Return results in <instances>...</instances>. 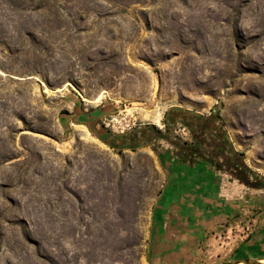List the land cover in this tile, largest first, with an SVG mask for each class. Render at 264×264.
<instances>
[{
	"label": "rangeland",
	"instance_id": "1",
	"mask_svg": "<svg viewBox=\"0 0 264 264\" xmlns=\"http://www.w3.org/2000/svg\"><path fill=\"white\" fill-rule=\"evenodd\" d=\"M172 110L219 113L264 177V0H0V213L20 205L55 264L169 263L154 213L171 155L127 136L182 140ZM121 180L141 201L124 231ZM5 233L0 263L19 264L20 230Z\"/></svg>",
	"mask_w": 264,
	"mask_h": 264
},
{
	"label": "crops",
	"instance_id": "2",
	"mask_svg": "<svg viewBox=\"0 0 264 264\" xmlns=\"http://www.w3.org/2000/svg\"><path fill=\"white\" fill-rule=\"evenodd\" d=\"M167 182L155 207V223L169 221L168 264H228L264 260L262 201L228 198L205 164L166 167ZM160 219H162L160 221ZM238 220L252 227L245 233Z\"/></svg>",
	"mask_w": 264,
	"mask_h": 264
},
{
	"label": "trees",
	"instance_id": "3",
	"mask_svg": "<svg viewBox=\"0 0 264 264\" xmlns=\"http://www.w3.org/2000/svg\"><path fill=\"white\" fill-rule=\"evenodd\" d=\"M175 111H182V110H172L167 114V118L168 116ZM189 112V111H186ZM216 116V119L218 120V122L220 123V125L223 127V131L226 135V140L228 142V145L230 146L231 150H232V161L229 162L231 164H229V168H228V172L226 173L225 171H221L220 166L218 164L213 165V169L214 171L218 174L217 176H224V178H226V181L229 180V183L234 184L232 185V187L230 188H226V185H222V183L224 184V181H221V190L223 191V193L230 199H236V200H241V201H246V202H250L253 201L252 199L248 198V193L252 192L253 188H255V185H246V187L239 185L240 183L237 182H233V179L235 178V180L237 181V178L239 175H237L234 171L233 164L234 162H237V165L239 168H241L242 172L244 173L245 178L249 179L251 178H256L258 180L257 183H259V185H261L264 188V177L260 176L259 174H257L255 171H253L250 167H248V165L245 162L244 159V155L240 152H238L232 142L230 141L227 131L224 127V124L219 116V113H212ZM167 120V119H166ZM222 122V123H221ZM166 125H167V121H166ZM157 130V129H156ZM144 132H148V131H143L138 135V138H132L133 140H139V139H147L145 137H149L150 135L152 136V134H149L147 136V134H145ZM151 132V131H150ZM158 133V136H153L151 137V142H156L159 147H162V149L164 150L165 154H173L171 156L174 155H178V150H180V143L179 141L168 134L163 133L162 131H156ZM145 134V136H144ZM154 135V134H153ZM150 141V140H148ZM188 151L190 152V154L195 155L194 149H188ZM191 155V161L189 166H193L195 162H197L196 158L194 156ZM173 158V157H172ZM18 157H12L8 162L13 161V160H17ZM243 176V179H244ZM120 183L118 184L117 190L116 189H109V192H115V193H119V197H118V201L121 206V211L120 213L117 214V218L120 221V227L121 230L124 231L125 226H127V224H129L128 217L132 218V210L131 208H136L137 210V205L141 202L139 199H134L133 197V190L134 188H130L127 185H123L125 183H123V181H119ZM111 183V182H110ZM228 183V182H227ZM220 184V181H219ZM258 186V185H256ZM258 187H256L257 189ZM138 190V189H137ZM259 193V192H258ZM139 194H140V189H139ZM252 194L255 196H257L256 193L252 192ZM108 200V199H107ZM260 198H258L256 201H259ZM5 204H4V209L3 211L0 213V249L2 248L1 243L4 242V239L6 238V233L5 231H7L9 228H18L20 230V236L18 238V240L16 241V245L15 247L17 249L20 250V252H22V258L20 257L19 260V264H55V260H54V256H53V252L52 249L50 247V244L47 243L40 237L39 231L38 229V225H36V221L33 222H29L28 223V218L27 216H23V217H19L13 214V211L15 209H17L20 205L14 203L13 201L9 200L8 198L4 199ZM115 201V199H114ZM261 201H263L261 199ZM134 218H139V215L134 214L133 215ZM31 221V220H30ZM120 230V231H121ZM4 231V233H3ZM3 237V238H2ZM3 244V243H2ZM15 249L11 247V249H9V253L14 252ZM1 264V263H0ZM6 264H10L9 262H6Z\"/></svg>",
	"mask_w": 264,
	"mask_h": 264
},
{
	"label": "flooded vegetation",
	"instance_id": "4",
	"mask_svg": "<svg viewBox=\"0 0 264 264\" xmlns=\"http://www.w3.org/2000/svg\"><path fill=\"white\" fill-rule=\"evenodd\" d=\"M166 121V131H170L174 126L177 125L183 127V129H180V131H185L183 133L185 137L182 135V140H178L176 138L180 143V150H178V155L171 156V160L175 159L182 165L189 166V161H191L192 154H190L188 149H194L193 153L195 155L192 156H194L197 160L194 165H207L215 177V182L219 184L220 181L219 186L221 188V181L223 180L225 181L224 184L222 183V185H226V188H230L232 185H234L229 183V180L226 181V178H224L223 175L217 176L218 174L213 169V165L218 164L221 171H225L227 173L229 171L228 168L230 167L229 164H231L229 162L232 161V150L226 140L223 127L220 125L214 114L211 113L209 115H199L190 111H175L168 116ZM143 131H148L144 132L145 134H152V136L150 135V138L155 135L158 136V133L156 132L158 130L150 127L147 129L132 131V133L127 136V138L130 141H133L132 138H138V135ZM149 134H147V136ZM141 140L142 139H139L137 142ZM170 155L173 154L170 153L169 156ZM233 167H236L234 168V171L237 175H239L237 181L234 178L233 182L240 183L239 185L244 187H246V185H255V188L251 190H253L252 192L256 193L257 196H255V194L253 195L252 192H249L247 195L248 198L252 200H257L260 198L259 201L262 199V202H264V188L259 185V183H257L258 180L256 178H245L244 173L241 171L242 169L238 167L237 162H234ZM256 187L258 188L256 189Z\"/></svg>",
	"mask_w": 264,
	"mask_h": 264
},
{
	"label": "built area",
	"instance_id": "5",
	"mask_svg": "<svg viewBox=\"0 0 264 264\" xmlns=\"http://www.w3.org/2000/svg\"><path fill=\"white\" fill-rule=\"evenodd\" d=\"M104 125L106 127V129H111L113 133L118 134L120 136L126 135V133L130 132L128 131V129L125 127V125L122 123V121H120L118 118L112 117L111 119L107 120L106 122H104ZM238 226H244L246 225L244 232L245 233H250V231L252 230V227L249 224H246L244 221L242 220H238Z\"/></svg>",
	"mask_w": 264,
	"mask_h": 264
},
{
	"label": "water",
	"instance_id": "6",
	"mask_svg": "<svg viewBox=\"0 0 264 264\" xmlns=\"http://www.w3.org/2000/svg\"><path fill=\"white\" fill-rule=\"evenodd\" d=\"M228 264H263L259 261H255V260H248V259H245V260H236L234 262H230Z\"/></svg>",
	"mask_w": 264,
	"mask_h": 264
},
{
	"label": "bare ground",
	"instance_id": "7",
	"mask_svg": "<svg viewBox=\"0 0 264 264\" xmlns=\"http://www.w3.org/2000/svg\"><path fill=\"white\" fill-rule=\"evenodd\" d=\"M264 264V263H263Z\"/></svg>",
	"mask_w": 264,
	"mask_h": 264
}]
</instances>
